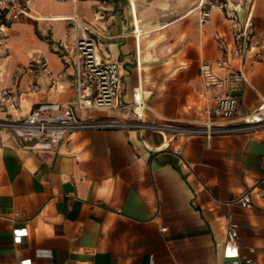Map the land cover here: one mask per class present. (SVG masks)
I'll return each mask as SVG.
<instances>
[{
  "label": "crops",
  "instance_id": "obj_1",
  "mask_svg": "<svg viewBox=\"0 0 264 264\" xmlns=\"http://www.w3.org/2000/svg\"><path fill=\"white\" fill-rule=\"evenodd\" d=\"M198 1L14 0L28 11L0 16V88L13 97L0 119L74 101L68 17L88 24L100 58L118 64L122 104L139 86L144 120L204 119L225 91L205 92L204 60H223L212 65L221 78L241 69L236 114L254 110L264 98V0H228L207 22ZM77 114L132 118L126 107ZM244 191L248 207L234 201ZM229 221L240 253L264 264V127L209 138L84 129L49 150L22 147L0 127V264H229L214 247ZM15 227L27 230L19 243Z\"/></svg>",
  "mask_w": 264,
  "mask_h": 264
},
{
  "label": "built area",
  "instance_id": "obj_2",
  "mask_svg": "<svg viewBox=\"0 0 264 264\" xmlns=\"http://www.w3.org/2000/svg\"><path fill=\"white\" fill-rule=\"evenodd\" d=\"M227 1L199 0L197 3L200 7L199 21L209 20L211 7L222 12ZM4 9L8 10L4 14L5 19L16 18L18 14H27L28 11L26 5L14 6V0H0V16ZM65 20L75 29L70 48L74 67L75 99L73 102L39 103L34 105L23 118L0 119V127L11 130L20 146L35 150H49L66 134L84 129L136 128L152 130L162 135H199L209 138L213 135L251 132L264 127V98L259 101L254 110L243 115L236 114L239 100L236 92L247 83V78L241 69L229 70L223 78L217 76L212 65L222 67L224 65L222 59L214 62L204 60L199 66V77L205 92L212 88L225 89L224 92L213 96V104L204 110V119L191 122L144 120L142 114L147 106L139 86L133 88L131 101L122 104L119 100L121 74L118 64L115 61L100 58L95 38L84 33L90 32L88 24L80 22L75 17H68ZM81 29L83 33L79 32ZM12 98L11 92L1 87L0 109L4 110L7 102ZM118 107L128 108L132 118L81 117L77 114V111H108ZM259 191L262 192L261 189ZM234 201L243 207H248L251 203L247 191L241 192ZM164 229L161 228V230ZM26 234V227H15L11 230L12 241L19 243ZM237 238L236 224L229 221L223 237L214 242V247L222 248L224 258L229 264H260L257 260L240 253ZM18 264H32V261L30 258H24L19 260Z\"/></svg>",
  "mask_w": 264,
  "mask_h": 264
}]
</instances>
